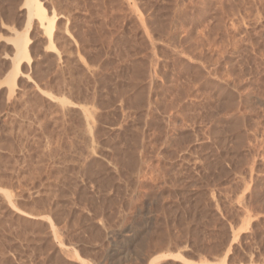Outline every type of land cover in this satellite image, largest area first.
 I'll use <instances>...</instances> for the list:
<instances>
[{
  "label": "rangeland",
  "instance_id": "1",
  "mask_svg": "<svg viewBox=\"0 0 264 264\" xmlns=\"http://www.w3.org/2000/svg\"><path fill=\"white\" fill-rule=\"evenodd\" d=\"M39 1L11 84L0 0V264H264V0Z\"/></svg>",
  "mask_w": 264,
  "mask_h": 264
},
{
  "label": "bare ground",
  "instance_id": "2",
  "mask_svg": "<svg viewBox=\"0 0 264 264\" xmlns=\"http://www.w3.org/2000/svg\"><path fill=\"white\" fill-rule=\"evenodd\" d=\"M175 2H177V1H175ZM23 6L27 10V12H26L27 13L26 28L22 32L12 30V32H13L12 36L13 37L8 40V41H10L12 46H14V49H15V54H14V57H15L14 61L15 62L12 63V69L10 70V73L7 76V80L11 84H13L15 81L16 73L19 70V62H21L20 60H23V59H26L27 61L30 60V58L28 57L29 56L28 55V44L30 43L29 39H28V29H29L31 23L33 22V19H37V22L39 23L38 26H40L43 29V33L46 36V40H47L49 48L53 49L54 43H55V32H54V30H56L55 26H57L55 24V18H56V14H54L55 12L53 11L54 13L51 15V17H48L45 9L43 8V6L39 0H23L21 7H23ZM35 25H37V24H35ZM11 88H9V90H11ZM54 235H56V234H54ZM153 262H154V260H151V262L149 264H153ZM215 262L200 261L197 263H195V262H189V263L190 264H218ZM222 264H223V262H222Z\"/></svg>",
  "mask_w": 264,
  "mask_h": 264
}]
</instances>
